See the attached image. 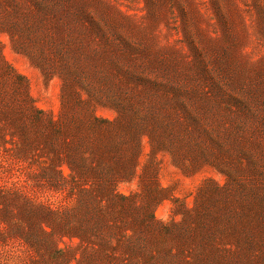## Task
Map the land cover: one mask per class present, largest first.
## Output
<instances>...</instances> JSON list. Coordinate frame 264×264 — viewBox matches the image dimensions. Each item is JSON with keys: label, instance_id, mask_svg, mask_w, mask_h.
Here are the masks:
<instances>
[{"label": "trees", "instance_id": "trees-1", "mask_svg": "<svg viewBox=\"0 0 264 264\" xmlns=\"http://www.w3.org/2000/svg\"><path fill=\"white\" fill-rule=\"evenodd\" d=\"M50 2L0 0V14L4 11L12 39L21 36L34 42V31H42L39 42L58 68L63 100L57 120L37 110L25 78L5 62L0 50V151L11 163H20V173L33 187L63 194L71 205L65 210L38 206L34 208L38 224L26 226L21 213L11 209L16 203L8 199L0 181V221L10 225L19 220V234L25 231L21 224L35 227L39 237L30 235L24 241L49 250L53 260L66 264H264V171L254 168L237 179L222 170L227 184L206 183L194 208L170 224L157 221L153 214L162 191L155 173L146 177L140 193L126 196L117 191L119 184L132 179L139 164L143 128L152 147L164 148L175 164L179 158L187 163L185 168H192L213 159V134L232 126L234 118L252 128L259 116L243 111L236 97L215 96L209 87L203 97L198 85L191 83V90L188 81L174 87L150 80L168 98V104H157L160 111L148 102L139 103L137 111L119 102L114 106L117 121L94 117L90 102L109 88L102 84L99 89L100 80L89 71L91 56L73 36L76 26L71 18L81 12V3H76L75 15H61ZM52 26L64 28L60 37L51 32ZM132 58L122 55L115 63L122 87L119 99L127 102L130 83H144L133 72L138 66ZM6 161L0 153V175L10 168ZM63 237L75 247H59Z\"/></svg>", "mask_w": 264, "mask_h": 264}, {"label": "rangeland", "instance_id": "rangeland-1", "mask_svg": "<svg viewBox=\"0 0 264 264\" xmlns=\"http://www.w3.org/2000/svg\"><path fill=\"white\" fill-rule=\"evenodd\" d=\"M77 2L81 3V12L71 18L77 27L73 36L91 56L89 71L100 80L99 89L109 88L103 95L96 93L90 102L94 117L117 121L120 116L114 106L119 102L132 106L134 111L140 110L141 102H148L152 108H157L159 102L168 104L164 89L152 86L156 80L174 87L188 81L191 90L194 83L203 97L205 87H209L215 96L236 97L243 111L259 116L252 128H244L234 118L232 126L221 128L220 135L213 134V159L209 165L192 168H185L187 163L179 158L175 164L164 148L152 147L147 129L143 128L139 164L132 179L118 185V193H140L147 184L146 177L155 173V183L162 191L157 195L153 214L157 221L170 224L180 222L181 214L194 208L199 190L206 183L219 187L227 184L228 177L222 170L237 179L254 168L264 171V0H51L50 5L61 15H75ZM3 13V59L25 78L35 108L49 118L59 119L63 111L62 80L47 48L39 42L42 31H34V42L21 36L12 39ZM50 30L60 37L64 28L52 26ZM122 55L137 59L138 69L133 72L144 80L141 86L130 83V102L119 99L122 87L115 63ZM203 97L202 103L207 104ZM157 109L156 114L160 111ZM123 119L128 121L129 117ZM224 131L233 134L228 137ZM0 153L10 164L0 175L1 184L8 199L16 203L11 209L21 213L26 226L38 224L34 212L38 206L68 209L71 202L63 194L36 189L20 173V163L13 164ZM26 206L33 211L26 210ZM20 223L18 220L8 225L0 221V264H66V260H53L49 250L24 241L30 235L39 237V233L33 231L35 227L21 224L25 231L19 234L16 230ZM61 240L59 247H75L68 238ZM82 251L83 248L77 252ZM86 252L93 253L90 249Z\"/></svg>", "mask_w": 264, "mask_h": 264}]
</instances>
